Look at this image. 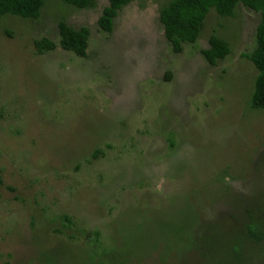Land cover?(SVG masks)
Returning <instances> with one entry per match:
<instances>
[{
  "label": "rangeland",
  "instance_id": "obj_1",
  "mask_svg": "<svg viewBox=\"0 0 264 264\" xmlns=\"http://www.w3.org/2000/svg\"><path fill=\"white\" fill-rule=\"evenodd\" d=\"M169 0H131L110 33L107 0H45L0 18V264H264V111L245 57L260 21L207 13L172 51ZM89 31L85 57L57 25ZM211 35L230 54L201 55ZM53 51L37 55L34 41Z\"/></svg>",
  "mask_w": 264,
  "mask_h": 264
},
{
  "label": "trees",
  "instance_id": "obj_2",
  "mask_svg": "<svg viewBox=\"0 0 264 264\" xmlns=\"http://www.w3.org/2000/svg\"><path fill=\"white\" fill-rule=\"evenodd\" d=\"M63 4L77 9H88L94 0H58ZM97 20L99 29L110 33L113 21L118 11L131 0H107ZM45 0H0V18L11 15L22 19L38 20ZM259 13L260 21L255 30V47L245 57L257 71L253 90L250 96V106L254 110L264 111V0H169L158 12L159 22L164 31V37L169 42L174 53L182 52L184 44H193L202 28L203 21L210 9L220 17H232L237 4ZM58 46L78 57H85L88 46L89 31L86 28L73 29L64 22L57 25ZM208 48L201 51L204 60L211 66L224 60L230 54L228 44L216 35H211ZM37 55L53 51L56 44L46 38L34 41Z\"/></svg>",
  "mask_w": 264,
  "mask_h": 264
}]
</instances>
